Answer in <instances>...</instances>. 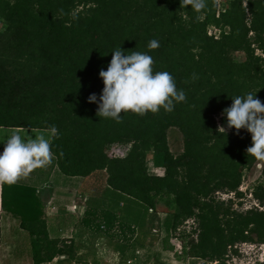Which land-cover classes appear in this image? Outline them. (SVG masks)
Wrapping results in <instances>:
<instances>
[{
	"label": "trees",
	"instance_id": "1",
	"mask_svg": "<svg viewBox=\"0 0 264 264\" xmlns=\"http://www.w3.org/2000/svg\"><path fill=\"white\" fill-rule=\"evenodd\" d=\"M206 2L198 13L185 0H0V127L54 128L50 143L65 177L105 173L108 204L87 207L78 223L113 242L122 257L149 212L166 214L167 235L193 222L189 234L176 237L188 238L179 254L187 259L228 264L237 245L264 244V185L252 191L262 210L238 212L232 200L219 198L242 197L243 174L258 162L246 151L250 133L228 129L222 110L248 92L264 103V0ZM152 39L158 48H148ZM119 46L152 56L153 70L170 72L186 100L172 112L121 113L120 122L98 116L87 97L99 98L98 73ZM171 128L182 135L178 156L168 146ZM112 146L129 151L110 156ZM149 153L162 176L149 173ZM7 191L1 209L29 237L32 263L75 260L73 242L49 232L34 190L13 188L11 205ZM120 203L130 221L119 216Z\"/></svg>",
	"mask_w": 264,
	"mask_h": 264
},
{
	"label": "clouds",
	"instance_id": "2",
	"mask_svg": "<svg viewBox=\"0 0 264 264\" xmlns=\"http://www.w3.org/2000/svg\"><path fill=\"white\" fill-rule=\"evenodd\" d=\"M185 5L199 13L206 9L207 2L185 0ZM159 46L156 39L148 43L149 49ZM111 52L107 69L98 73L103 83L99 98L95 93L87 97L89 103L98 105V116L120 122L121 113L143 116L161 109L172 112L176 103L186 100L185 92L177 89L170 72L153 70L154 60L146 52H124L120 46ZM255 93L232 97L231 105L222 110V115L228 129L250 133L251 146L246 151L258 161H264V103L255 98ZM219 129L225 133L224 127ZM0 143V185L15 184L34 169L51 164L54 157L50 140L44 135L24 138L14 131Z\"/></svg>",
	"mask_w": 264,
	"mask_h": 264
},
{
	"label": "rangeland",
	"instance_id": "3",
	"mask_svg": "<svg viewBox=\"0 0 264 264\" xmlns=\"http://www.w3.org/2000/svg\"><path fill=\"white\" fill-rule=\"evenodd\" d=\"M223 3L219 1V8H223ZM81 8H79L80 10ZM4 29V24L0 22V30ZM209 35H214L218 37V32L209 27L208 29ZM235 60H240L241 56L234 54ZM219 126V118H216ZM167 141L170 152L174 156H178L183 152V140L182 135L176 128H171L167 131ZM129 151V146H112L109 150L110 156L114 157H124L127 152ZM147 166L149 169V173L152 175L162 176L163 170L159 167L156 157L149 153L147 155ZM262 168H263V161H258L249 171L244 172L242 183L240 186V192H242V197H236L233 194L230 195H220L219 198L221 200L227 201L232 200L233 202V209L238 212H245L252 208H260L258 202L252 196L253 188L257 185H264V176L262 175ZM14 194L11 192L7 194L5 197L6 204H13L14 203ZM118 214L123 220L130 221V219L125 218V207L124 205H120L117 208ZM159 209L164 210V200H160ZM170 211H173V207H169ZM166 218V214L162 212L153 213L149 212L146 224L144 226V230L139 231L136 230V235L131 242V245L128 249H126L125 254L123 257L117 252L116 245L114 244V251L116 252L115 255L109 250L108 248L102 247V252L100 255L102 257V263L97 262V260L89 257L86 259L87 261L80 259V255L76 253L75 250V260L72 262L67 261L65 256L59 257V259H55L52 264H59V261H62L60 264H214L208 263L198 259H187L185 257L180 256L179 254L182 251V242H186L188 240L187 237H183L179 240L176 237L179 236V232L185 231L184 235L189 234L191 232L193 226L192 221H188L184 227L177 231L176 234L167 235L164 229V221ZM70 218H59L58 220H53L52 225L49 222V232L55 234L58 227L62 224H65ZM5 227H3L4 229ZM1 231V230H0ZM2 236L5 235V229L2 230ZM98 235V234H96ZM70 236V235H69ZM5 237V236H4ZM60 240H65V242H73L72 238L68 236H59ZM24 243L22 247L18 248L17 254H20L23 249H25L26 245L29 241V237L24 232ZM15 244H18L16 242ZM5 241L0 242V264H12L10 262V257L7 259V251H12V248H7ZM75 247V244H74ZM169 247L172 250H167ZM101 249V247H100ZM13 252V251H12ZM119 255V257L117 256ZM30 256V255H29ZM117 256V257H116ZM3 257V259H1ZM6 261V262H5ZM33 264L31 261V257L27 259V264ZM67 262V263H66ZM50 264V263H49ZM228 264H264V244H240L237 245V254L232 255Z\"/></svg>",
	"mask_w": 264,
	"mask_h": 264
},
{
	"label": "crops",
	"instance_id": "4",
	"mask_svg": "<svg viewBox=\"0 0 264 264\" xmlns=\"http://www.w3.org/2000/svg\"><path fill=\"white\" fill-rule=\"evenodd\" d=\"M14 131L19 132L24 138L44 135L51 140L53 137V132L50 130L0 127V142H3ZM0 148H2V143H0ZM16 187L34 190L35 197L51 225L53 220L70 218L65 224L58 227L56 233L58 232L59 236L66 235L73 239L74 248L76 253L80 255V259L87 261L86 259L89 260L91 257L102 263L100 255V252L103 251L102 247L108 248L115 255L114 244L109 239L88 231L78 223V219L82 218L87 207L98 206L101 202L108 204L105 195L107 190L105 173L96 172L85 178H68L59 171L54 156L51 164L34 169L28 176L21 177L15 184L0 185V242L5 241L7 248L8 246L12 248L13 252L7 251L6 254L7 259L10 257L12 264H27V259L30 257L29 242L25 249L17 254L18 248L22 247L24 243V232L19 227V220L15 219L9 211H2L1 209L4 188L9 189L7 194H10L9 192ZM3 227H5L6 233L2 236ZM142 229L145 228L142 227L140 230ZM137 231L139 230L137 229ZM16 242L18 244H15ZM117 256L119 257L118 254ZM61 262L59 261V264Z\"/></svg>",
	"mask_w": 264,
	"mask_h": 264
}]
</instances>
